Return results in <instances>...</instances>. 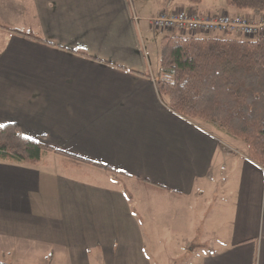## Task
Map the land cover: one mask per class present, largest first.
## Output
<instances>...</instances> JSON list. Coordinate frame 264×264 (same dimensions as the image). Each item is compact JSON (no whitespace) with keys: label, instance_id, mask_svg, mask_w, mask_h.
Wrapping results in <instances>:
<instances>
[{"label":"crops","instance_id":"crops-1","mask_svg":"<svg viewBox=\"0 0 264 264\" xmlns=\"http://www.w3.org/2000/svg\"><path fill=\"white\" fill-rule=\"evenodd\" d=\"M180 10L258 14L226 0H0V125L117 172L54 151L0 160V264H171L185 252L177 264H264V165L158 91L164 37L246 38L151 28Z\"/></svg>","mask_w":264,"mask_h":264},{"label":"trees","instance_id":"trees-1","mask_svg":"<svg viewBox=\"0 0 264 264\" xmlns=\"http://www.w3.org/2000/svg\"><path fill=\"white\" fill-rule=\"evenodd\" d=\"M199 4L201 0H186ZM237 9L264 10V0H226ZM37 39L32 33L7 29ZM76 53L89 57L83 51ZM159 94L176 113L199 119L241 140L249 159L264 165V36L256 39L168 36L159 48ZM117 172L38 139L24 136L15 123L0 125V160L38 164L46 152Z\"/></svg>","mask_w":264,"mask_h":264},{"label":"built area","instance_id":"built-area-1","mask_svg":"<svg viewBox=\"0 0 264 264\" xmlns=\"http://www.w3.org/2000/svg\"><path fill=\"white\" fill-rule=\"evenodd\" d=\"M151 28L161 31H178L181 34L201 32L220 33L226 36H242L256 39L264 36V10L255 17L229 13L160 12L149 18Z\"/></svg>","mask_w":264,"mask_h":264},{"label":"rangeland","instance_id":"rangeland-1","mask_svg":"<svg viewBox=\"0 0 264 264\" xmlns=\"http://www.w3.org/2000/svg\"><path fill=\"white\" fill-rule=\"evenodd\" d=\"M164 12V11H163ZM176 32H178V31H176ZM179 33V32H178ZM215 128V127H214ZM217 128H215V130H216ZM217 130H219V129H217ZM221 131V130H220ZM221 132H224V131H221ZM225 134H227V133H225ZM232 137V136H231ZM234 140H235V142H238L239 144H241L242 146H245L244 145V143L241 141V140H239V139H236V138H234V137H232ZM71 159V158H70ZM66 160V159H65ZM69 162H71V160H69V159H67ZM72 160H74V159H72ZM86 168H90V167H86ZM93 169V168H92ZM70 173H72V174H75V176H78V177H83V171H79V172H72V171H70ZM90 180H95L94 178H90ZM147 247H146V250H147V252H148V250H149V247H148V245H146ZM189 256V253L188 252H185V253H181V254H179V255H176V256H173L172 257V259H171V261H170V263L171 264H177V263H179V262H181V261H183V260H185L187 257ZM164 264H167L166 262L167 261H165V258H164Z\"/></svg>","mask_w":264,"mask_h":264}]
</instances>
